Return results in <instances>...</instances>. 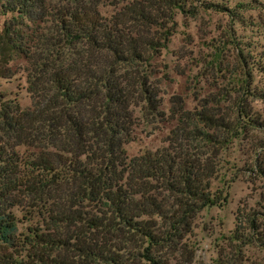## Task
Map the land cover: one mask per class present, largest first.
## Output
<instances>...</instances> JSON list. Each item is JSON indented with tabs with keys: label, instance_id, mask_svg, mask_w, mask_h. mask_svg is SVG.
I'll return each instance as SVG.
<instances>
[{
	"label": "trees",
	"instance_id": "trees-1",
	"mask_svg": "<svg viewBox=\"0 0 264 264\" xmlns=\"http://www.w3.org/2000/svg\"><path fill=\"white\" fill-rule=\"evenodd\" d=\"M174 8L180 0H0V80L23 73L30 101L0 93V264L193 263V218L224 199L212 188L219 150L264 120L240 103L234 117L176 110L161 146L127 158L134 110L163 121L153 60ZM255 147L250 168L264 182V141ZM18 208L36 218L21 238L9 231ZM227 240L214 264H264L241 253L264 250V205L237 207Z\"/></svg>",
	"mask_w": 264,
	"mask_h": 264
},
{
	"label": "rangeland",
	"instance_id": "rangeland-1",
	"mask_svg": "<svg viewBox=\"0 0 264 264\" xmlns=\"http://www.w3.org/2000/svg\"><path fill=\"white\" fill-rule=\"evenodd\" d=\"M180 1L181 8L172 9L170 20H163V31L168 29L170 35L153 60L163 75H156L161 76L163 121L142 122L134 110L138 124L132 139L123 144L127 158L161 146L174 123L165 117H177V113H172L176 110L184 112L181 117H192L194 108H204L214 117H234L240 103L252 117L264 120V99L246 92L248 88L264 91V31L260 23L264 19V0ZM98 9L108 16L115 8L101 5ZM4 19L0 14V29ZM24 64L18 58L11 66ZM24 87L21 72L0 80V93L14 98L21 108L30 104ZM257 141H264V129L247 126L231 135L219 150L221 170L212 188L220 189L224 199L218 205L203 208L193 218L188 237L194 249L192 264H214L217 251L228 242L237 207L258 209L264 205V182L250 168ZM13 214L15 221L9 231L21 238L36 218L19 208ZM241 250L256 262L264 254L254 245ZM22 257L20 254L16 259Z\"/></svg>",
	"mask_w": 264,
	"mask_h": 264
}]
</instances>
